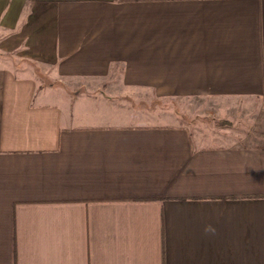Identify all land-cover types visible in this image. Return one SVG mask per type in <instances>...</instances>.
Instances as JSON below:
<instances>
[{
    "label": "crops",
    "instance_id": "1",
    "mask_svg": "<svg viewBox=\"0 0 264 264\" xmlns=\"http://www.w3.org/2000/svg\"><path fill=\"white\" fill-rule=\"evenodd\" d=\"M234 121L264 128V0H0V264H264Z\"/></svg>",
    "mask_w": 264,
    "mask_h": 264
},
{
    "label": "rangeland",
    "instance_id": "2",
    "mask_svg": "<svg viewBox=\"0 0 264 264\" xmlns=\"http://www.w3.org/2000/svg\"><path fill=\"white\" fill-rule=\"evenodd\" d=\"M195 106H197V105H195ZM179 117H181V119L184 120L182 122L188 123V125H190V127L194 126L195 122L198 123V122L203 120V119L200 118L199 114H191L190 115V114L182 113V114H180ZM144 119L146 120V121L144 120L145 122H148V121H151L152 118H144ZM169 122L171 123V121H167V123H169ZM227 130H229V132L231 134L230 136H240V135L246 134V133H249V134H252L253 136H255L259 132H263V134H264V128L261 125L255 127V125H253L250 122L239 123L237 121L236 122L234 121V123L232 124V127L227 129ZM261 134L262 133H259V135H261ZM263 136L264 135H261L260 137H263ZM263 141H264V137H263Z\"/></svg>",
    "mask_w": 264,
    "mask_h": 264
}]
</instances>
